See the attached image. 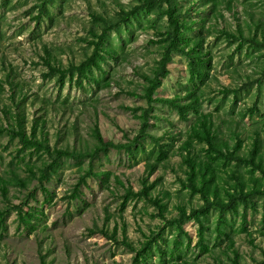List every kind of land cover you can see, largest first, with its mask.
<instances>
[{
	"label": "rangeland",
	"instance_id": "374dc122",
	"mask_svg": "<svg viewBox=\"0 0 264 264\" xmlns=\"http://www.w3.org/2000/svg\"><path fill=\"white\" fill-rule=\"evenodd\" d=\"M176 1L190 26L182 47L200 56L194 59L204 76L192 78L191 58L173 52L154 99L185 105L199 97L218 142L232 150L239 138L245 159L259 142L264 162V0ZM140 5L0 0V264H264L263 172L216 160L212 191L220 200L210 197L215 206L194 216L206 202L191 190L185 160L191 154L198 168L213 160L206 144L188 143L195 111L184 120L175 107L140 98L172 31L165 0L121 21ZM94 17L113 27L100 50L94 33L106 25ZM45 49L63 70L95 52L102 58L83 77L62 79L45 64ZM141 108L150 110L147 134ZM19 127L52 152L92 153L97 127L106 142L131 150L56 158L13 136ZM49 165L54 169L39 182ZM146 183L150 197L140 194ZM181 209L188 218L177 224ZM114 232L115 239L106 235Z\"/></svg>",
	"mask_w": 264,
	"mask_h": 264
},
{
	"label": "trees",
	"instance_id": "16d2710c",
	"mask_svg": "<svg viewBox=\"0 0 264 264\" xmlns=\"http://www.w3.org/2000/svg\"><path fill=\"white\" fill-rule=\"evenodd\" d=\"M141 2L140 7L136 8L132 13H123V17L121 19L122 22L128 21L131 15H137L139 12H141L143 9H152L156 6V3L158 0H138ZM165 3L168 4V9L165 11L167 16L169 17L171 26H172V31L168 37V47L165 52V55L163 56V59L160 62V65L154 75V77H146V80L148 82L145 94L141 96L140 98L145 99L148 101L149 104L155 102V103H161V104H166V105H171L175 107L181 116L182 119L186 120L188 116V111L193 110L198 114V119L196 125L192 128V132L189 136V141L188 143L191 144L192 140L195 139L201 143H204L208 146L207 149V154L208 158L213 160L212 162L205 161L204 163L201 164L200 168L197 167V162L191 154H189V157L185 160L186 164L189 168V173L188 174V181H189V186L192 191L196 193H200L203 195L204 200L206 202V205L204 209H202L200 212L194 213V216L199 218V216L207 214L210 209L215 206L214 201H211L210 197H214L215 202L220 200V196L218 194H215L212 191V185L214 182V168L212 164L216 162V160L220 159L223 160L226 163H231L233 161H237V163L241 166H246L248 168H251L253 171L254 170H259L263 172L264 174V162L260 160V144L259 142H255L253 144L252 151L250 153L249 158H242L239 156V152L242 150L243 142L237 138L236 139V145L232 150H228V147H226V143H220L218 142L217 139V134L215 131V125L210 117V115L207 114H201L199 113V106H200V99L199 97H196L195 104L189 103V104H180L178 102V99H154V93L161 88L163 81H165L169 75V64L171 63V55L173 52L179 53V54H185L188 55L191 58L190 61V72L192 75V78L195 76H198L199 78H202L204 75L202 74L199 66H198V61H196L194 58L200 60V56L195 55L193 56L192 53L194 52L193 50L186 51V47H182V44L185 43V37L183 35V30L190 28V26L185 25L182 23L178 17V5L176 0H165ZM94 20L96 21H102L106 27L105 31L102 35H98L94 33L96 36H98L100 42H96V47L97 49H101V45L104 43V36L107 34L109 30H112L113 27L109 26L103 19L96 18L94 17ZM243 36V34H240ZM229 37H233L232 35H228ZM46 55L43 58L45 60V64L48 66L49 70L51 71L52 74L56 73L59 75L60 78H65L67 73H74L77 72L80 76L85 75V70L87 67H98L99 64L97 62V58H102L100 55V52H95L93 56H91L87 61L82 63L80 66H72L68 70H63L59 67H56L52 63V56L51 53L48 49H45ZM2 85L0 84V89H2ZM142 111L141 118L143 119V124H142V130L144 133L147 134L148 128H149V113L150 110L147 109H140ZM138 112V110H135ZM20 125V122L18 123ZM95 136L97 137V142H98V147L89 154H78L77 152H71V151H56L54 150L52 152L50 146L44 142L40 141L37 139L36 135L34 134L33 137H29L24 129L22 127H19V131H15L13 136H18L22 143L25 146H30V147H35L36 149L39 150H45L49 155H52L54 153V156L56 158H63V157H69V158H74V159H80V158H90L94 157L97 154H100L102 151H108V150H128L129 146L128 145H123V144H115L112 142H106L104 138L101 135L100 129L97 127L94 130ZM264 132V131H263ZM264 135V133H263ZM152 138V137H151ZM158 142V140H156ZM160 145V143L158 144ZM131 150V149H129ZM160 156L161 159L163 160L166 156V151L163 146L160 145ZM54 169V165H49L45 168H43L41 171V177L39 178V182H43L48 176L50 171ZM153 169V168H152ZM200 178V183L198 184V180ZM147 184H145V188L141 191V195L145 197H150L149 194V188L147 187ZM134 194V193H133ZM140 195V196H141ZM217 200V201H216ZM154 202L160 207V209L163 211L164 206L161 203L160 200H154ZM218 203V202H217ZM225 204V203H221ZM188 218V213L185 209H181L179 211V218L176 219L177 224L183 223L185 219ZM23 222L25 224H30L31 219L24 218L22 217ZM107 236H110V238L115 239V232L112 233L111 235L106 234ZM144 253L142 254V257L145 256L146 250L143 251ZM44 264L45 260H43ZM135 264H141L139 261L136 262Z\"/></svg>",
	"mask_w": 264,
	"mask_h": 264
}]
</instances>
